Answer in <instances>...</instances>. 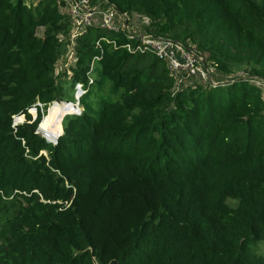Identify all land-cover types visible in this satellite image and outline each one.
<instances>
[{
  "label": "trees",
  "instance_id": "16d2710c",
  "mask_svg": "<svg viewBox=\"0 0 264 264\" xmlns=\"http://www.w3.org/2000/svg\"><path fill=\"white\" fill-rule=\"evenodd\" d=\"M90 2L243 74L185 86L128 50L138 38L92 24L68 80L84 111L53 143L29 108L65 101L72 17L64 1L0 0V264H264V0Z\"/></svg>",
  "mask_w": 264,
  "mask_h": 264
},
{
  "label": "built area",
  "instance_id": "2783aa9c",
  "mask_svg": "<svg viewBox=\"0 0 264 264\" xmlns=\"http://www.w3.org/2000/svg\"><path fill=\"white\" fill-rule=\"evenodd\" d=\"M64 1L66 3L67 12L74 18V16H80L82 20H85L86 25H92L90 22L92 17H94L97 13H100V6H91L90 0H57ZM69 7V10L67 9ZM121 15L123 17L126 14H121L119 11L112 5L110 10L106 13H103V22H101V27L107 30H119L114 23V19L116 16ZM87 30V28H86ZM127 36L130 39L138 38L140 41L134 45L132 43H128L126 46L129 51L140 50L144 51L147 49H151L161 60H164L168 63L169 67L172 71H181V70H199L203 67L208 68L206 65V60L203 55H201L195 47L186 46L180 41H175L170 38L162 37L155 34H143L140 36L133 35L132 33L126 32ZM99 45V43H98ZM100 46V45H99ZM72 75V74H71ZM90 82H92V78H90ZM87 92L84 83L78 82L75 85L74 91V102L68 101H55L53 106L57 103L68 102V104H73V111L63 115L60 119V125L63 128V121L67 115H81L84 111V108L81 104L82 96ZM51 106V108L53 107ZM50 110V109H49ZM34 111V112H33ZM29 113L32 115V122L36 120L39 113L42 114V120L38 126L37 132L45 137L48 141L56 143L61 134L58 136L51 135L50 132L44 130L41 124L44 118L48 115L47 107L45 103L41 101H37L33 106L29 108ZM20 117H23V120H20ZM27 122L26 114L14 115L13 116V126L18 127L21 124ZM64 131V128H63Z\"/></svg>",
  "mask_w": 264,
  "mask_h": 264
},
{
  "label": "rangeland",
  "instance_id": "374dc122",
  "mask_svg": "<svg viewBox=\"0 0 264 264\" xmlns=\"http://www.w3.org/2000/svg\"><path fill=\"white\" fill-rule=\"evenodd\" d=\"M39 2V0H27L28 4H37ZM100 6V13H97L94 17H92V19L90 20V22H92L93 24L100 25L101 22H103V13H106L108 10H110L111 6H103L102 4H98ZM91 6H97L91 3ZM69 10V7L67 8ZM67 11V10H66ZM72 17V16H71ZM72 30H71V34L69 35L70 40H73V44L71 45L70 48V40L67 43L68 44V49L66 51V53L64 54V56L59 60L58 65H57V70H56V74L61 73V75L63 76V80H65V84H64V96L63 99L65 101H69V102H74L75 101V97H74V88H73V83L70 80L71 78V66H73V61L75 60L76 57V53L74 51V46L76 44L75 40L77 39L78 35L83 34L86 31V28L89 25H86L85 20H82L80 18V16H74V18L72 17ZM114 23L117 26L118 29L120 30H125V32H129L132 33L133 35H143V34H149L146 32V28L148 26V21L146 18L141 17L139 14L133 16H128V15H124L123 17H121V15L119 14L118 16H116V18L114 19ZM44 32V28L41 27L38 30V35L42 36ZM63 37V36H62ZM68 38V39H69ZM64 40V37H63ZM206 65L208 68H201L199 70H181V71H176L175 73L182 77L184 75V78L182 81L183 83L179 84H183V85H188L191 83H194L196 81L202 82V83H207V82H212L217 84L218 81L217 79H220L221 82H226V81H230L233 75H242L243 72L239 71L235 74H231L228 75L225 78H220L221 73H220V77L218 73H214L216 70V66L214 67L213 65H210L206 62ZM62 72H67V76H64L62 74ZM181 81V80H180ZM257 82L258 85L262 86L263 90H264V82H258L257 80H255ZM54 103H51L48 105L47 107V111L49 113V109L51 108V106H53Z\"/></svg>",
  "mask_w": 264,
  "mask_h": 264
},
{
  "label": "bare ground",
  "instance_id": "6f19581e",
  "mask_svg": "<svg viewBox=\"0 0 264 264\" xmlns=\"http://www.w3.org/2000/svg\"><path fill=\"white\" fill-rule=\"evenodd\" d=\"M73 104H68L64 102L61 105L55 104L50 108L48 115L44 118L41 126L50 132L51 135L58 136L63 132V128L60 125V119L63 115L73 111ZM34 112V111H33ZM23 120V117H20Z\"/></svg>",
  "mask_w": 264,
  "mask_h": 264
},
{
  "label": "water",
  "instance_id": "95a60500",
  "mask_svg": "<svg viewBox=\"0 0 264 264\" xmlns=\"http://www.w3.org/2000/svg\"><path fill=\"white\" fill-rule=\"evenodd\" d=\"M218 84V83H217ZM95 264H98L97 262ZM109 264H118V260H112Z\"/></svg>",
  "mask_w": 264,
  "mask_h": 264
}]
</instances>
